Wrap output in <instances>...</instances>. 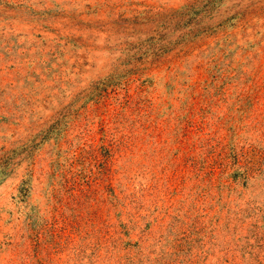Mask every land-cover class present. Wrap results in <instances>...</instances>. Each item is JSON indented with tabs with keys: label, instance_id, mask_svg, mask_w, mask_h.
<instances>
[{
	"label": "rangeland",
	"instance_id": "obj_1",
	"mask_svg": "<svg viewBox=\"0 0 264 264\" xmlns=\"http://www.w3.org/2000/svg\"><path fill=\"white\" fill-rule=\"evenodd\" d=\"M0 264H264V0H0Z\"/></svg>",
	"mask_w": 264,
	"mask_h": 264
}]
</instances>
